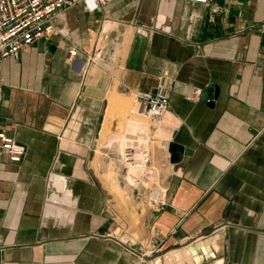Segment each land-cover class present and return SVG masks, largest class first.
I'll return each instance as SVG.
<instances>
[{
	"label": "crops",
	"instance_id": "obj_1",
	"mask_svg": "<svg viewBox=\"0 0 264 264\" xmlns=\"http://www.w3.org/2000/svg\"><path fill=\"white\" fill-rule=\"evenodd\" d=\"M73 1L55 20L66 40L1 63L0 131L24 153L0 148V264H264V0ZM158 85L168 192L154 209L133 190L114 199L93 162L112 96ZM208 85L212 107L192 97ZM181 126L189 155L169 145Z\"/></svg>",
	"mask_w": 264,
	"mask_h": 264
},
{
	"label": "built area",
	"instance_id": "obj_2",
	"mask_svg": "<svg viewBox=\"0 0 264 264\" xmlns=\"http://www.w3.org/2000/svg\"><path fill=\"white\" fill-rule=\"evenodd\" d=\"M88 11H94L110 0H81ZM205 3L207 0H189ZM74 5L73 0H0V110L3 103L1 63L3 60L16 58L20 51L34 42L47 39L53 35L66 40L68 30L65 26L57 27L56 17ZM103 34L100 33L89 62L100 57L103 46ZM105 49V48H104ZM79 50L69 44L66 59L75 62ZM100 59H104V54ZM200 90H195L192 97L199 98ZM137 111L151 122L152 130L156 131L163 124L168 112L169 102L162 85H158L154 93H139L135 96ZM133 113V112H132ZM168 145V142L165 143ZM136 153L125 149L120 154L124 163L125 176H129L132 184L127 185L144 195L146 204L151 208H160L166 204L168 188L162 180V170L152 162L150 151L144 146ZM165 147V146H164ZM0 148L5 151L11 162H20L24 148L3 131H0ZM167 148V146H166ZM131 174H130V173Z\"/></svg>",
	"mask_w": 264,
	"mask_h": 264
},
{
	"label": "rangeland",
	"instance_id": "obj_3",
	"mask_svg": "<svg viewBox=\"0 0 264 264\" xmlns=\"http://www.w3.org/2000/svg\"><path fill=\"white\" fill-rule=\"evenodd\" d=\"M100 43L103 46V51L101 53V55H103L105 44L103 41ZM100 57H96L93 62L89 63L91 65H102L103 60L100 59ZM112 100L114 106L110 110L111 114L109 113L107 118L108 123L104 128L103 123L110 109L109 101L96 142L93 167L97 171L103 186L106 188L108 187V185L103 182V179L108 178L107 182H109V186L113 187V190L118 189L115 191L107 189L109 194L114 199H118L121 203L126 204L128 203V197H132V188H130L127 183L132 184V181L128 175L125 176L124 163L121 160L120 154L128 146H134L135 144L144 145L152 155L153 164L159 167L158 163H156L155 156L161 155L162 152L160 142L161 139H163V132L161 130L163 129V125H161L158 130L154 131L147 117L143 115H132L130 113L136 108L133 94L128 96L125 93H115L112 96ZM145 126L148 127L147 131L144 129ZM134 149L137 150V148Z\"/></svg>",
	"mask_w": 264,
	"mask_h": 264
},
{
	"label": "water",
	"instance_id": "obj_4",
	"mask_svg": "<svg viewBox=\"0 0 264 264\" xmlns=\"http://www.w3.org/2000/svg\"><path fill=\"white\" fill-rule=\"evenodd\" d=\"M217 94V87L213 85H208L203 88V90L199 94V99L204 102L208 107H212L213 101L216 99ZM169 145L182 149L185 155H189L192 149H194V143L190 139L187 130L184 126H181L180 128H178V130L173 133Z\"/></svg>",
	"mask_w": 264,
	"mask_h": 264
},
{
	"label": "bare ground",
	"instance_id": "obj_5",
	"mask_svg": "<svg viewBox=\"0 0 264 264\" xmlns=\"http://www.w3.org/2000/svg\"><path fill=\"white\" fill-rule=\"evenodd\" d=\"M109 104H110V109H109V111L107 110L108 113L106 114V119H105L104 126H103L104 128H105V126H106L107 123H108V122H107V121H108L107 118H108V116H109V113L111 114V111H110V110H111L112 107L114 106L113 100H109ZM132 112H133V113H132ZM130 113H131L132 115L141 116L140 112L137 111V106H136L135 110L131 111ZM104 128H103V129H104ZM144 129L147 131V130H148V127L145 126ZM128 138H129V137H128ZM128 138H126V139H128ZM132 140H134V139H132ZM120 142H121V141H120ZM130 143H132V142H130ZM128 145H129V144H128ZM133 145H134V144H133ZM141 146H142V145H140V144H138V145L135 144L134 146H128V147H126L125 149L134 150V151L137 153L138 150L141 148ZM134 148H137V150H135ZM125 149H124V150H125ZM122 153H123V152H122ZM52 177H53V176H52ZM53 178H54V177H53ZM55 178H56V177H55ZM60 179H61V178H60ZM55 181L57 182V179H56ZM60 181H61V180H60ZM50 182H51V181H50ZM52 182H54V181H52ZM52 182H51V183H52ZM54 183H55V182H54ZM49 184H50V183H49ZM55 184H56V183H55ZM60 184H61V183H60ZM62 185H63V184H62ZM62 185H61V186H62ZM54 186H55V185H54ZM63 186H64V185H63ZM56 188H58V187H56ZM62 188H63V187H62ZM58 190H59V189H58ZM65 194H66V193H65ZM67 196H68V195H67ZM63 197H64V196H63ZM67 201H68V200H67Z\"/></svg>",
	"mask_w": 264,
	"mask_h": 264
}]
</instances>
